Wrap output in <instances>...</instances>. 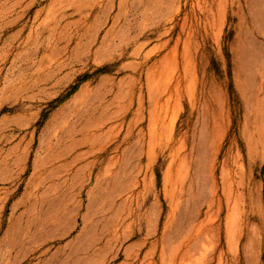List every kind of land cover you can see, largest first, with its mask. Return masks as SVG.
Returning <instances> with one entry per match:
<instances>
[{"label": "rangeland", "instance_id": "374dc122", "mask_svg": "<svg viewBox=\"0 0 264 264\" xmlns=\"http://www.w3.org/2000/svg\"><path fill=\"white\" fill-rule=\"evenodd\" d=\"M198 234L184 264H264V0H0V264Z\"/></svg>", "mask_w": 264, "mask_h": 264}, {"label": "bare ground", "instance_id": "6f19581e", "mask_svg": "<svg viewBox=\"0 0 264 264\" xmlns=\"http://www.w3.org/2000/svg\"><path fill=\"white\" fill-rule=\"evenodd\" d=\"M198 240H199V234L194 238L192 244L187 246V248L184 249L183 252L179 255V264H184L185 261H187V259L189 260V263L192 262V258H193V255L195 253V249L198 246ZM177 254L178 253H175L171 258V261L173 262V264L176 263Z\"/></svg>", "mask_w": 264, "mask_h": 264}]
</instances>
